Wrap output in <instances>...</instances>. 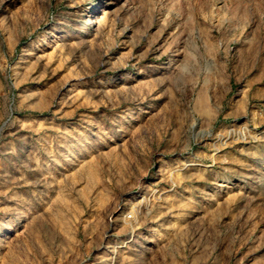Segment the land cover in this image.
<instances>
[{"label":"rangeland","instance_id":"rangeland-1","mask_svg":"<svg viewBox=\"0 0 264 264\" xmlns=\"http://www.w3.org/2000/svg\"><path fill=\"white\" fill-rule=\"evenodd\" d=\"M0 264H264V0H0Z\"/></svg>","mask_w":264,"mask_h":264},{"label":"bare ground","instance_id":"bare-ground-1","mask_svg":"<svg viewBox=\"0 0 264 264\" xmlns=\"http://www.w3.org/2000/svg\"><path fill=\"white\" fill-rule=\"evenodd\" d=\"M94 5H95V3H94V2H91L90 5H88V6L86 7L87 11H89L90 8H94ZM97 5H98V4H96L95 7H97ZM87 20H88L89 22L92 21L90 17H88Z\"/></svg>","mask_w":264,"mask_h":264}]
</instances>
